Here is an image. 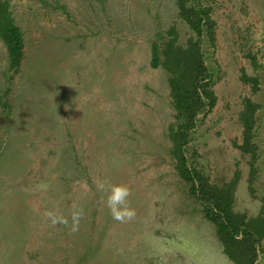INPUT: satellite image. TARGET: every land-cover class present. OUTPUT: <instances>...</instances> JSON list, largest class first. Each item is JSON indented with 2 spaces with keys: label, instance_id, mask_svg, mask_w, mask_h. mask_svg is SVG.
Returning <instances> with one entry per match:
<instances>
[{
  "label": "rangeland",
  "instance_id": "1",
  "mask_svg": "<svg viewBox=\"0 0 264 264\" xmlns=\"http://www.w3.org/2000/svg\"><path fill=\"white\" fill-rule=\"evenodd\" d=\"M23 60L0 40V264H233L169 156L167 74L149 66L157 34L193 35L176 0H6ZM216 45L202 40L216 103L187 155L211 183L237 175L233 208L264 210V0H215ZM164 41V40H163ZM255 78L253 87L241 75ZM258 105L256 175L242 143L244 101ZM130 187L136 217L112 218L97 182ZM85 215L79 231L45 210ZM71 223V222H69ZM255 264H264V239Z\"/></svg>",
  "mask_w": 264,
  "mask_h": 264
},
{
  "label": "trees",
  "instance_id": "2",
  "mask_svg": "<svg viewBox=\"0 0 264 264\" xmlns=\"http://www.w3.org/2000/svg\"><path fill=\"white\" fill-rule=\"evenodd\" d=\"M214 1L176 0L179 17L193 36L179 44L174 28L168 31L166 40L157 34V40L151 44L149 66L161 68L167 74L173 111V122L167 134L168 153L177 175L186 184L188 194L200 203L204 218L214 225L223 254L233 264H255L264 239V210L256 217L235 212L234 190L238 176L222 186L213 184L187 155L196 123L211 112L216 103L213 69L206 60L202 44V40L206 41L211 49L216 45L215 22L210 14ZM0 40L6 47L10 68L18 69L23 60V36L6 0H0ZM241 81L253 87L257 84L255 78L244 73ZM257 109V104L246 99L240 114L242 143L238 149L250 157L248 182L251 193L258 152L253 141Z\"/></svg>",
  "mask_w": 264,
  "mask_h": 264
},
{
  "label": "clouds",
  "instance_id": "3",
  "mask_svg": "<svg viewBox=\"0 0 264 264\" xmlns=\"http://www.w3.org/2000/svg\"><path fill=\"white\" fill-rule=\"evenodd\" d=\"M107 187L106 207L109 209L112 218L120 223L130 222L136 217V210L131 207V189L126 184H111L102 180L97 182V189L105 191ZM85 212L82 206L73 202L69 214H57L53 210H45L43 216L50 222L52 227L62 225L69 228L71 233L79 231L80 221L84 218ZM71 222V223H69Z\"/></svg>",
  "mask_w": 264,
  "mask_h": 264
}]
</instances>
